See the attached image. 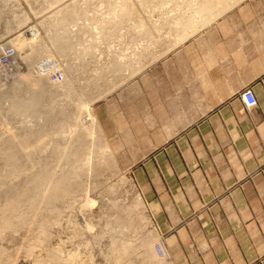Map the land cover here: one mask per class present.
<instances>
[{
	"label": "rangeland",
	"instance_id": "obj_1",
	"mask_svg": "<svg viewBox=\"0 0 264 264\" xmlns=\"http://www.w3.org/2000/svg\"><path fill=\"white\" fill-rule=\"evenodd\" d=\"M176 4L0 0V264H134L150 249L156 260L158 237L130 170L140 155L121 153L134 140L109 142L80 121L137 70L147 36L160 34ZM47 65L61 83L44 75Z\"/></svg>",
	"mask_w": 264,
	"mask_h": 264
},
{
	"label": "crops",
	"instance_id": "obj_2",
	"mask_svg": "<svg viewBox=\"0 0 264 264\" xmlns=\"http://www.w3.org/2000/svg\"><path fill=\"white\" fill-rule=\"evenodd\" d=\"M176 1L92 107L103 137L140 155L132 180L165 258L133 263L264 264V0Z\"/></svg>",
	"mask_w": 264,
	"mask_h": 264
},
{
	"label": "built area",
	"instance_id": "obj_3",
	"mask_svg": "<svg viewBox=\"0 0 264 264\" xmlns=\"http://www.w3.org/2000/svg\"><path fill=\"white\" fill-rule=\"evenodd\" d=\"M3 59L5 60L7 68H13L17 65V55L11 48L6 49L5 52H3ZM51 67L52 66L47 65L42 67L41 70L44 71V75H46L47 78L50 77L51 82L61 83L63 79L62 74ZM240 100L246 109H252L256 106L255 97L250 90H245L242 92L240 95ZM153 251L157 258L163 259L165 257L164 247L160 238H157V241L154 243Z\"/></svg>",
	"mask_w": 264,
	"mask_h": 264
},
{
	"label": "bare ground",
	"instance_id": "obj_4",
	"mask_svg": "<svg viewBox=\"0 0 264 264\" xmlns=\"http://www.w3.org/2000/svg\"><path fill=\"white\" fill-rule=\"evenodd\" d=\"M31 40H32V39H31ZM19 43H20V42H19ZM19 43H18V45H19L18 47H19V48L23 47V46H22L23 44H19ZM15 45H16V44H15ZM18 47H17V49H18ZM2 50H3V49H2ZM25 56H26V55H25ZM28 56H29V55H28ZM26 57H27V56H26ZM24 60H25V57H23V61H24ZM37 91H38V90H37ZM33 97H34V96H33ZM30 100H31V99H30ZM29 102H30V101H29ZM33 103H34V102H33ZM31 104H32V102H31ZM32 105H33V104H32ZM34 105H35V104H34ZM29 106H31V105H29ZM15 109H16V108H15ZM87 114H88V113H87ZM89 116H90V115H89ZM89 116H88L87 118H83V119H81L80 122H81L83 125L85 124V126L87 125V122H89V121H90V122L92 121L91 124L94 123V120H93V119H92V120L90 119V118H92V117L89 118ZM90 122H89V123H90ZM78 125H79V124H78ZM94 125L96 126L95 123H94ZM81 126H82V125H81ZM89 126H90V125H89ZM72 127H73V126H72ZM86 127H88V126H86ZM86 127H85V128H86ZM97 130H98V128H97ZM70 131H71V130H70ZM73 133H74V132H73ZM24 140H25V139H24ZM21 143H22V142H21ZM22 145H23V144H22ZM27 145H28V144H27ZM17 146H18V145H17ZM23 148H24V147H23ZM105 148H107V147L105 146ZM66 177H67V176H66ZM67 178H68V177H67ZM58 179H59V178H58ZM60 179H61V178H60ZM64 180H65V179H64ZM68 180H69V179H68ZM56 181H57V180H56ZM54 183H56V182H54ZM64 183H65V182H64ZM61 184H62V183H61ZM53 185H54V184H53ZM68 185H69V184H68ZM58 186H60V184H59ZM65 186H66V185H65ZM56 187H57V186H55V188H56ZM61 187H62V186H61ZM61 187H60V188H61ZM63 187H64V185H63ZM58 188H59V187H57V188L54 189V190L52 189L53 192H50V196H51V197H55V196L58 194V191H59V190H57ZM64 189H65V188H64ZM67 189H68V188H67ZM68 191H69V190H68ZM63 192L65 193V191H63ZM61 193H62V192H61ZM59 194H60V193H59ZM48 195H49V194H48ZM57 196H58V195H57ZM48 197H49V196H48ZM51 199H52V198H51ZM137 203H139V202H137ZM153 254H154V253H153ZM154 256H155L156 259H159V258L156 257L155 254H154ZM160 260H161V259H159V261H160ZM162 260H164V259H162Z\"/></svg>",
	"mask_w": 264,
	"mask_h": 264
}]
</instances>
